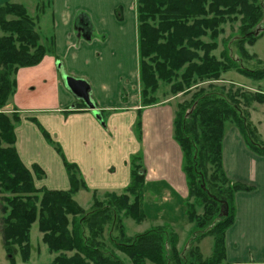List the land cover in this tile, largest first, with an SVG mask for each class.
I'll use <instances>...</instances> for the list:
<instances>
[{"label": "trees", "instance_id": "1", "mask_svg": "<svg viewBox=\"0 0 264 264\" xmlns=\"http://www.w3.org/2000/svg\"><path fill=\"white\" fill-rule=\"evenodd\" d=\"M44 1L50 3V0H38L35 16H30L20 4L0 6L3 33L0 37V108L7 105L14 93L16 71L38 65L51 52L52 45H42L36 31L38 20L44 14ZM135 10L142 107L154 105L153 95L160 85L171 84L178 77L179 82L170 87L174 95L194 89L202 92L194 79L219 81L232 70L255 83L264 81L263 67L259 70L241 67L242 62L255 58L247 53L245 45L252 44L264 33V0H136ZM239 16H242L240 28L231 43L238 49L239 58H232L230 47L228 54L223 51L219 57L214 56L221 26L237 22ZM258 29V35H254ZM181 70L183 73L179 76ZM251 101L264 105V92H257ZM83 106L84 103L80 105ZM178 109L173 120V136L182 152L188 188L186 218L194 228L183 247L178 248L177 236L166 227L150 228L131 237L126 235L123 217L136 223L145 218L141 208L145 183L138 155L130 159V179L123 193H105L104 201H99L93 193L92 206L86 211L75 202L74 195L87 190V186L76 165L64 158L68 190L36 188L35 179L41 180L45 174L36 165L29 171L18 157L14 127L20 119L16 114L14 123L0 115V194L14 195L1 199L0 234L5 252L11 254L18 246L22 258L28 259L30 228L36 223L41 241L49 253L55 254L50 264H125L116 252L128 264H222L225 231L234 217V196L251 190L230 182L223 170L225 126L228 123L235 127L259 157H264V140L243 107L226 95L203 93L195 96L187 110L181 106ZM139 126L137 122L136 128ZM40 131L47 143L55 144L45 130ZM55 145L59 152L60 148ZM190 199L201 208L202 214L196 213L189 204ZM225 206L228 207L226 217L223 216ZM106 226L111 249L102 241ZM206 237L212 239L207 258L199 248Z\"/></svg>", "mask_w": 264, "mask_h": 264}, {"label": "crops", "instance_id": "2", "mask_svg": "<svg viewBox=\"0 0 264 264\" xmlns=\"http://www.w3.org/2000/svg\"><path fill=\"white\" fill-rule=\"evenodd\" d=\"M5 3L17 4L0 0V6ZM135 6L136 0H50L48 12L41 19L49 21L53 29V52L38 65L18 69L15 74L16 92L10 107L20 115V121L14 127V147L26 168L37 164L46 171L31 150L33 145L47 143L32 121L37 120L67 157L77 153L101 167L81 165L85 184L94 187L96 178H100L108 182L100 186L102 194H120L130 179L127 161L139 149L134 127L135 113H141L145 183L141 208L145 218L135 223L139 229L168 228L181 248V238L185 234L188 237L191 228L187 230L190 223L186 218L188 188L183 157L173 136L176 105L171 101L176 97L152 106L140 105ZM258 62L264 63L261 59ZM121 74L131 77L125 86ZM62 76L86 82L101 122L85 104L80 107L83 102L67 90ZM123 89L126 97L122 105L119 100ZM105 112H114L106 123ZM222 167L230 182L251 188L234 196V217L225 231L222 264H264V157L255 155L232 125L224 129ZM44 184L42 179L34 181L36 188H44ZM68 188L67 179L59 189Z\"/></svg>", "mask_w": 264, "mask_h": 264}, {"label": "rangeland", "instance_id": "3", "mask_svg": "<svg viewBox=\"0 0 264 264\" xmlns=\"http://www.w3.org/2000/svg\"><path fill=\"white\" fill-rule=\"evenodd\" d=\"M37 1L38 0H12V2L23 5L26 8V10L28 11L30 16H35V14H36L35 13V7L38 4ZM257 4H258V2H257ZM43 8L45 9L44 13L48 12L49 4H47L46 1L43 2ZM41 17H40V19H41ZM241 18H242V16H239L237 22H230V23H227V24L221 26L222 32L219 35V39L217 41V42H219V47L216 51H214L212 53L214 56L219 57V55L223 51L228 54L227 48L230 47V50H231L230 55L232 56V58L235 60H236V58H239L240 54L238 52V49L234 46V44L232 45L231 43L234 40V37H236L238 34V29L240 28ZM43 20L44 19H41L40 22H38V24L36 26V31L40 35L41 44L46 46V47H49L50 37H52L53 29H52L49 21H43ZM1 36H3V33L0 31V37ZM207 40H208L207 38L204 39L205 42ZM245 49L249 55L254 56L255 58L251 61L242 62L241 67H244V68H247L250 70H255V69L259 70L262 67L264 68V63L262 65H259L257 63L259 59H261V61L264 62V33L261 35L260 38H258L252 44H246ZM51 52H53L52 49H51ZM48 53H50V52H48ZM54 65L57 68V64H54ZM19 69H21V68H19ZM58 72L62 74V70H60L59 68H58ZM182 73H183V70H181L178 73V75L181 76ZM119 77H120V81L122 83L124 82V86H125L126 82H129L131 80V77H129V76L122 77V74L119 75ZM61 78L63 80V76ZM14 80L16 83V75L14 76ZM227 81H233V82L241 84V85H238V84L234 85V84H231ZM177 82H179V77H178V79L173 80L171 84L160 85L157 93L156 94L154 93V95H153V98L155 99L154 105L162 103L166 100H170V99L176 97L173 99V101H171L172 105H176V107H175V114H176V112L179 113V111H180L178 109L179 106H181L184 110L185 109L187 110L190 107L191 103L193 102V99L197 95H200L203 93H215V94H219L222 96L226 95V97L230 98L231 100H233L234 102L239 104V106L241 108L243 107V111L245 114L250 115V118H249L250 122L255 127L257 134L261 137L262 140H264V105L257 104L255 102L251 101L252 97L257 95V92L258 93L264 92V81L263 80L255 83L254 81H251V80L245 78L244 76H242V75H240V74H238L232 70V71H229V72L223 74L220 77L219 81H210L209 82V81H205V80L198 81L197 79H194V82L196 83V85L198 87L197 89L202 90V92H197L194 89V90H192L186 94L178 93V94L174 95V94H172L170 87L173 83H177ZM244 86H246V88ZM15 92H16V89L14 90V93L10 96V98L8 99L7 106L0 108V115H3L5 117H7L8 119H10L12 123H14L13 122V116H15L17 113L15 110H13L12 107H10L11 101H12L11 99L13 98L12 96H14ZM35 93H38V90H36ZM125 97H126V91H125V89H123L121 91V96H120V100H119L120 104L123 105V102H125ZM244 107H247V108H244ZM88 110L92 112L91 109H88ZM112 113H114V112H105L104 113L103 118H104L105 123L107 121L108 116H110ZM135 115H136L135 122L136 123L140 122L143 118V115L141 113H137V114L135 113ZM17 116H18V118L20 117L19 114H17ZM174 117H175V115H174ZM98 121L101 122L100 119H98ZM105 123H103L101 125L106 126ZM34 125L36 127H38L40 130H45V128L43 126H41V123L38 122L37 120H35ZM15 126H17V124ZM229 126H230V124L227 123L225 128H229ZM134 132L136 133V138H137L138 142L140 143L139 149L137 150V154H134V155H138L142 161L144 150H143V146L141 143V132H140L139 128L135 129V127H134ZM253 136H254V134H253ZM55 144H57L58 147L60 148L59 152H57L55 150V148H57ZM55 144L52 145L50 143H46V145L40 144L39 146H35V145L31 146V150H35L33 152L34 156H38L39 160L45 166V169H46V171L43 169V171L45 172V175L42 178V181L45 182V184H44L45 187L43 186L45 189L58 190L59 187H61L64 184V182H66V180L68 179L66 172H65V169L63 167V158L65 159L66 162H68L70 164H75L79 171H80L81 165L84 168L88 165L94 166L96 168H101L96 162L86 160L84 157L80 156L77 153L75 155L69 156L70 158L67 157V155L64 153L59 142L56 141ZM131 157H130V159H131ZM130 159H128V161H127V167L129 169V171H130ZM36 166H38V165L36 164ZM28 170L32 171V168H28ZM95 183L96 184L94 185V187H89L87 185L88 184L87 183L86 184L87 190H80L77 194L74 195L75 202H77V204L85 211L89 210L92 206V194L93 193L96 194V197L98 198L99 201L105 200L104 194H102L100 192V190H101L100 186H102L104 184H108V182H102L100 180V178H96ZM115 193H117V192H115ZM122 193H123V191L120 192V194H122ZM3 197L13 198L14 195H12V194H0V206H1V204H3V202L1 201V199ZM158 199H159V202H162V198H158ZM145 202H146V199H144V203ZM189 204L194 206L197 214H199V215L202 214L201 208H199L198 205H196V202L194 200L190 199ZM142 205H143V202H142ZM148 211L150 213H153V210H148ZM1 217H2V214L0 212V227H1ZM179 223H180V221H179ZM122 224L125 228L126 235L128 237H131L134 234L139 233L137 231L142 232V231L146 230V228H144V226L139 229V227H137V224L132 219H129L126 217H123ZM180 225L181 224H178L179 227H180ZM188 226H189V228L187 230H189L190 228H191V230L188 234V237H187V234L182 236L181 242H182L183 246H184L185 242L188 240V238L191 236L192 231L194 229L191 224H188ZM69 227H71V226H69ZM104 230L105 231L103 234L102 241L108 249H111L110 245L108 244V240H107L108 239L107 236L109 235L108 234L109 227L106 226L104 228ZM169 232H171L172 234H175L171 230H169ZM29 239H30V249H29V256H28L29 258L24 260L22 258V255L19 252L18 246L15 247L16 251L15 252L13 251L11 254H7L5 252L3 245H2V238H1V234H0V264H50L53 257L55 256V254L49 253L46 245L43 244V242L41 241V233L38 231L36 223L32 224V226L30 228ZM177 240H178V238H177ZM211 243H212V239L210 237H206L201 241L200 249H201L202 255L205 258L209 257V255H210ZM116 256H118L125 264H128V260L124 256H122L121 254H119L118 252H116ZM10 257L13 259L12 261L9 260ZM148 264H151V263H148Z\"/></svg>", "mask_w": 264, "mask_h": 264}, {"label": "water", "instance_id": "4", "mask_svg": "<svg viewBox=\"0 0 264 264\" xmlns=\"http://www.w3.org/2000/svg\"><path fill=\"white\" fill-rule=\"evenodd\" d=\"M259 29L255 31L254 35H258ZM63 82L67 90L78 100H81L89 109L92 110L93 115L99 119L98 113L94 111V105L89 97V86L83 80L74 79L72 77L64 76ZM190 112V111H189ZM187 112V114L189 113ZM186 114V115H187ZM228 214V207H224L223 216Z\"/></svg>", "mask_w": 264, "mask_h": 264}]
</instances>
